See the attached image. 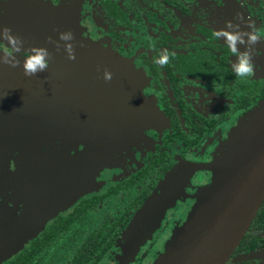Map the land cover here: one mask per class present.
<instances>
[{
  "label": "flooded vegetation",
  "instance_id": "obj_1",
  "mask_svg": "<svg viewBox=\"0 0 264 264\" xmlns=\"http://www.w3.org/2000/svg\"><path fill=\"white\" fill-rule=\"evenodd\" d=\"M0 1L18 14H39L40 2L74 14L93 52L70 60L64 47L48 49V68L79 80L84 97L102 98V113L117 105L122 114L121 122L113 115L112 134L0 143V264H152L211 182L232 128L264 99V40L254 74L242 79L232 68L237 57L214 35L226 21L264 35V0ZM33 47L24 41L18 67L1 64L0 80L19 84L12 91L39 85V72L23 70ZM165 50L175 56L161 67ZM261 249L264 199L226 264H264L248 257Z\"/></svg>",
  "mask_w": 264,
  "mask_h": 264
},
{
  "label": "water",
  "instance_id": "obj_2",
  "mask_svg": "<svg viewBox=\"0 0 264 264\" xmlns=\"http://www.w3.org/2000/svg\"><path fill=\"white\" fill-rule=\"evenodd\" d=\"M34 8L39 14H18L14 3L0 1V29L7 26L23 41L50 52L57 44L63 47L69 42L79 50L75 53L93 52L88 48L96 43L81 35L74 14H54L52 7L41 2ZM68 31L73 33V40H60L59 34ZM261 52L264 54L263 49ZM82 61L81 58L78 63L82 65ZM3 69L0 64L1 73ZM53 72L57 69L39 72L38 87L31 84L32 90L23 93L11 90L19 84L0 80V143L28 147L85 134L115 132V117L122 121V114H116L120 107L115 105L108 114L106 109L102 113V98L84 97L79 80L65 72ZM139 117L136 113L131 119ZM85 124L95 128L83 130ZM221 156L223 161L215 167L211 182L198 189L185 220L173 230L152 264H226L239 245L264 199V99L239 119ZM152 203L154 200L146 205L147 210ZM158 204H162L161 209L166 205ZM252 256L264 257V249L248 257Z\"/></svg>",
  "mask_w": 264,
  "mask_h": 264
},
{
  "label": "clouds",
  "instance_id": "obj_3",
  "mask_svg": "<svg viewBox=\"0 0 264 264\" xmlns=\"http://www.w3.org/2000/svg\"><path fill=\"white\" fill-rule=\"evenodd\" d=\"M237 20L241 19L240 14H237ZM252 28V25H249ZM60 40L69 42L73 40L74 36L71 31L61 32ZM215 37L220 39L224 38L232 54L237 57V60L233 63L232 68L236 75L242 79H247L254 74L253 59L252 56L255 52V45L260 41L264 40V35L252 30L244 31L240 29L239 24H234L231 21L225 22V27L223 29L217 30L214 33ZM0 37L2 41H7V46L0 45L3 50V56H0V64H7L15 68L20 65V61L16 58V54L22 52V45L24 43L23 39L12 34L9 27L4 26L0 29ZM247 37V39H245ZM51 41V37L48 38ZM245 45V50L243 52L239 51L237 45ZM65 50L68 53V58L70 60L75 59V52L73 45L69 42L64 45ZM59 48V44H57ZM51 53L45 47H33L31 49V54L28 55L23 62V70L26 76H34L38 72H43L49 67L51 60ZM175 53H168L166 50L159 56L155 61L161 67L166 66L171 57H174ZM103 78L105 81H111L113 74L111 71L105 69L103 73Z\"/></svg>",
  "mask_w": 264,
  "mask_h": 264
},
{
  "label": "rangeland",
  "instance_id": "obj_4",
  "mask_svg": "<svg viewBox=\"0 0 264 264\" xmlns=\"http://www.w3.org/2000/svg\"><path fill=\"white\" fill-rule=\"evenodd\" d=\"M28 42V41H27ZM64 47V46H63ZM65 48V47H64ZM66 52V51H65ZM78 53V52H77ZM84 54L88 53V52H83ZM79 54V53H78ZM239 121V120H238ZM237 124V123H236ZM233 129V128H232ZM167 242V241H166ZM166 244V243H165ZM165 244H164V247H165ZM155 251V250H154ZM163 252V251H162ZM161 252V253H162Z\"/></svg>",
  "mask_w": 264,
  "mask_h": 264
}]
</instances>
